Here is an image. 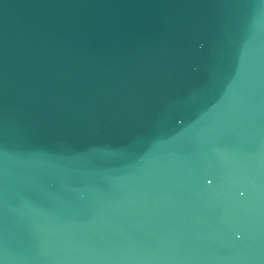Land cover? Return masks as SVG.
Returning <instances> with one entry per match:
<instances>
[{"label":"water","instance_id":"1","mask_svg":"<svg viewBox=\"0 0 264 264\" xmlns=\"http://www.w3.org/2000/svg\"><path fill=\"white\" fill-rule=\"evenodd\" d=\"M0 264H264V0H0Z\"/></svg>","mask_w":264,"mask_h":264}]
</instances>
